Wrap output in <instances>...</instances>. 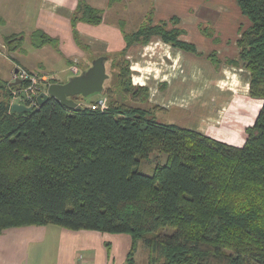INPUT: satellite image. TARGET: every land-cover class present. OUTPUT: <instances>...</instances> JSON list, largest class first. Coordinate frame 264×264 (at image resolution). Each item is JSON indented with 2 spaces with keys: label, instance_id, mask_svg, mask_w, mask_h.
I'll return each mask as SVG.
<instances>
[{
  "label": "trees",
  "instance_id": "16d2710c",
  "mask_svg": "<svg viewBox=\"0 0 264 264\" xmlns=\"http://www.w3.org/2000/svg\"><path fill=\"white\" fill-rule=\"evenodd\" d=\"M235 1L249 25L241 26L239 56L228 63L250 73L249 98L263 104L246 129L245 144L160 124L150 117L164 111L159 106L108 100L109 109L101 112L69 109L51 98L18 114L10 110L9 87L2 86L0 236L12 228L54 225L129 235L133 244L126 264H137L140 240L149 249V264H264V0ZM153 15L137 32H123L122 52L105 54L120 70L118 88L102 92L109 99L123 95L135 104L148 102L149 89L134 86L128 62L118 61L134 44L146 46L160 37L202 55L181 39L185 30L179 18L154 23ZM103 17L104 11L80 1L72 17L75 39L79 23L97 26ZM5 43L12 51L22 47L23 38L7 36ZM32 43L38 49L58 45L41 30L33 33ZM207 60L216 69L223 64L216 53ZM153 153L167 160L148 175L139 167ZM166 228L174 232L163 234Z\"/></svg>",
  "mask_w": 264,
  "mask_h": 264
},
{
  "label": "crops",
  "instance_id": "0c3cea01",
  "mask_svg": "<svg viewBox=\"0 0 264 264\" xmlns=\"http://www.w3.org/2000/svg\"><path fill=\"white\" fill-rule=\"evenodd\" d=\"M80 1H84L95 9L104 11V17L102 24L97 26L79 23L77 26L79 39L76 40L73 31L72 17ZM197 1L198 0H147V2H145V0H121L115 2L111 6V0H0V47L4 50H8V52L12 54L11 56H7V53L4 50L2 51L3 55L0 54V62L5 64L7 67H0L1 70H5L4 76L0 75V79L3 78L0 80V87H9L12 79V71L16 66H21L30 71L36 70L35 66H32L31 64H23L24 57H22V54L18 55L16 53V51L21 50L22 47L12 51L9 50V47L5 43V39L7 36L12 35H2V31L4 29L2 26L16 27L18 25V31L13 35L20 36V34L24 32L22 28L23 23L29 22L31 27L27 32L34 33L35 31L41 30L51 38H54L58 41L57 46L45 45L41 48L46 47L47 49H53L58 54L59 60L66 61L69 68L70 66L75 65L74 63L76 61L79 62L81 66L86 67V65L91 66V63L94 59L105 56V54L108 53L122 52L126 48V43L123 38V32L125 33L126 31L125 23L122 21H117L119 15L117 18L114 17L112 20L109 19L110 11L114 5L116 6L118 4H123V9H125L128 14L125 16L131 17L132 20L135 18L132 16L135 14V11L132 9L129 10L130 8L126 5L131 6V4H133L132 2H136V5L144 8L140 11L142 22L138 27L139 29L143 22L148 20V16H150L151 12L153 11L154 23L169 21L174 17L180 19L182 14L194 12L195 7L198 5ZM219 1L220 0H213L211 2H207L206 0H201V2L207 3L208 7L216 5L215 8L218 7L220 3ZM222 2H224V0ZM116 13L120 14L118 10ZM121 13H123V11ZM196 19L198 20V18ZM13 20H15L17 24H10V22ZM199 20L202 23L195 22L194 24H185L183 27L185 28L187 25H192L197 28H201L200 26L203 23L217 26L218 18H215L214 20L209 19L203 21V18L199 17ZM179 27H181L180 24ZM239 28L237 27L235 29H230L224 32L223 36L222 33L217 32V36H215L213 39H210L204 35V33H202L204 40L198 39L194 42L191 40L186 42L194 43L197 47V50L199 53L201 52L203 57L207 58L210 54L216 53L222 60L223 64H225L227 59L231 58V60H236L237 56L239 55V52L236 51L238 48L236 36L240 37ZM138 29L135 32H137ZM207 41L209 43L208 46L210 51L206 54L202 47L207 48V46L199 45H203V42ZM215 41H218L219 44L215 45ZM229 42L233 44V46L228 47L227 43ZM41 48L37 50L39 51ZM34 49L35 48L32 46L31 51ZM228 51H232V54H226ZM4 59H6V62ZM85 61L87 63L84 64ZM206 61L210 71L211 68H215L214 65H211L208 60ZM194 65L195 64H191L188 71L191 72ZM229 65L231 64H228V66ZM228 66L224 65L223 68ZM43 68L44 67L40 66V69ZM241 70H243L245 79L242 80L241 78H236L234 83L236 87H241V93L243 94L240 95L244 98L246 97L247 99V97H249L251 75L243 68L239 69L238 72ZM196 74L197 71L191 73V75ZM205 75L209 76L208 78H210V72L208 74L205 73ZM53 79L54 78H51V81H56V83H64L60 80ZM164 81L165 82L162 84L159 83L158 96H161L159 100L161 103H159L157 106L162 108L165 112L174 107L187 110V107L178 103V100L181 99H178L177 97H186L188 100H190L193 98L191 96H185L187 91H202V86H197L195 80L192 81L191 78H172L171 80ZM133 84L137 85L135 80ZM213 95L218 94L216 93ZM197 97L198 96H195L194 98ZM184 100L186 99H183V101ZM205 107L206 106H201L200 110H204ZM189 118H191V116ZM217 119L218 115H214V112L210 113L209 111L206 115V119H203V123H206L205 120L215 121ZM214 128H218V125L206 124V126H202V129L207 135L214 131ZM218 138L215 139L223 141L221 136ZM132 243V238L130 236L128 237L127 235H110L95 231L72 232L61 227L53 228L51 225L12 228L5 231L0 236V264H30V260H32L31 254L33 250H35L33 244H46V246H49V248L57 251V255L51 256V259H44L41 254L39 260L36 261L37 263L32 260L34 264H126L128 254L132 249ZM105 244L109 245L110 250L113 247L111 256L108 260H106L107 253L105 250ZM129 244H131L130 249ZM120 246H123V249L122 251L119 250L118 252ZM90 260H94L96 262H92ZM85 261H88V263Z\"/></svg>",
  "mask_w": 264,
  "mask_h": 264
},
{
  "label": "rangeland",
  "instance_id": "374dc122",
  "mask_svg": "<svg viewBox=\"0 0 264 264\" xmlns=\"http://www.w3.org/2000/svg\"><path fill=\"white\" fill-rule=\"evenodd\" d=\"M222 1L223 0H220L219 1L220 3L218 2L219 3L218 7L215 8L216 5L208 7L207 3H203L201 2V0H198L197 1L198 5L195 7L193 13L191 12L189 14L188 13L182 14L181 18L179 19L180 22L179 24L185 30V33L181 37L182 40L184 41L191 40L192 42L198 39L204 40L203 39L204 37H202L203 35L202 33H204L203 30L212 32V34H209V36L207 37L213 39L215 38V36H217V32L222 33L223 36L224 32L230 29H235L237 27L241 28V26L246 27L249 25L247 19L242 15L240 9L238 8L237 2L235 0H224V2ZM145 2H147V0H145ZM132 3L133 4H131V6L130 5H126V6L130 8L129 10L132 9L135 11V14L132 15L133 18L135 17L133 20L131 19V17L125 16L128 14L126 10L123 9V4H118L116 6L114 5L109 15L110 20H112L114 17L117 18V16L119 15V18H117L118 20L117 19L116 20L124 22L126 25L125 33H131V34L134 33L140 26L142 22L140 11L144 9L141 8L139 5H136L137 4L136 2H132ZM117 10L119 11L120 14L116 13ZM122 11L123 13H121ZM199 17L203 18V21L209 19L214 20L215 18H218L217 26L203 23L200 26L201 28H197L192 25L191 26L187 25L185 28L183 27L185 26V24H194L195 22H201L199 20ZM196 18H198V20ZM12 23L17 24L15 20L10 22V24ZM2 27L4 28L2 31V35H10V34L13 35L19 29L18 25L16 27H9V26H2ZM30 27L31 24L29 22L23 23L22 28L24 32H22L23 34L22 33L20 34L21 37H24L23 45L21 50L16 51V53L18 55L22 54V57H24L23 64L25 65L31 64L32 66H35L36 70L34 71L47 73V75H49L50 78H54L56 80H60L61 82L66 83L73 76L80 75V73H82L84 70L89 69L92 66V63L91 66L86 65L87 68L85 66H82L84 70H81L80 69L81 65L79 64V62L76 61L74 63L75 65L73 66L77 67L78 73H73L69 71V69L72 66H70L69 68L66 61L59 60L58 54L53 49H47L46 47H44L38 51L37 50L38 48L33 46L32 43L33 33L27 32L30 29ZM238 39L239 37L236 36V41ZM215 42H214L215 45L219 44L218 41ZM208 44L209 43L207 41V42H203V45L202 44L199 45V46H207V48L202 47L206 54L209 53L210 51ZM32 46L33 48H35L33 51H31ZM227 46L231 47L233 46V44L229 42L227 43ZM4 51L7 53V56L12 55L8 52V50H4ZM236 51L240 53V50L238 48ZM231 52L232 51H228L226 54H232ZM122 59L124 61H127L129 64V67L132 72L131 73L132 83L135 80L137 84V85L134 84L133 85L136 87H146L149 89L148 102H146L145 105L135 104L131 96L125 98L123 97V95L121 96L114 95L111 99H109L108 96L102 93H96L86 98L78 97L77 101L79 104H81L83 107L89 108V106L94 104L98 100V98L103 96L110 101L111 100L118 101L119 103H124L126 105L133 106L136 108L148 107L153 109L154 106H157L159 105V103H161L159 102L161 96H158L159 83L162 84L165 82L164 80H171L172 78H176V79L191 78L192 81L195 80L197 86H202V91L201 92L200 91L196 92L194 90L187 91V94L185 96H189V97L191 96L193 99L190 100H188L184 96H183L184 98H181V96L177 97L178 99H181L178 100V103L187 107V110H183L178 107H174L167 112L156 110L150 114V117H152V119H154L156 122L160 124H164V125L178 124L181 127H185L187 129L200 132L202 134H205L204 130L202 129V126H206V124L207 125L217 124L219 129L214 128L213 129L214 131L209 133L210 137L218 138L221 136L223 141L228 142V143L226 142L224 143L229 145L231 144L233 146L236 145L237 147H242L245 144L246 129L253 127L256 117L258 116L263 104L262 101L260 100L259 101L253 100L249 97H247L246 99V97L244 98L240 95L243 94L241 93V87L239 86L236 87L234 81L236 78H241L242 80H244L245 75L243 74V70L238 72L242 66L240 65L228 66V64H230L228 63V61H232L231 58L227 59L225 64L221 65L220 69L211 68L210 71V69H208L207 66V61H206L207 58L203 57V55L197 56L191 52H185L183 50L174 48L172 45L166 43L160 37H155L146 46L140 44H134L132 49L129 50L125 55H123L121 59H118V61H121ZM4 60L6 62V59ZM114 61H112V59L110 60L108 59L106 63L107 73L109 74V79L105 83V87L107 88L108 87L118 88V84H119L118 77L120 70L113 63ZM85 63L87 62L85 61L84 64ZM191 64H195V65L192 68V71L190 72L188 71V69H190ZM224 65H227L228 67L223 68ZM40 66L44 68L40 69ZM0 67H6V65L0 62ZM194 71H197V74L191 75V73ZM209 72H210V78H208L209 76L205 75V73L208 74ZM4 74H5V70H1L0 68V75L4 76ZM2 79L3 78H1L0 80ZM4 90H5L4 88L3 89L0 88V101L3 100L4 98L3 96ZM216 93L218 95H213ZM195 96L198 97L194 98ZM183 99L186 100L183 101ZM198 104L200 107L201 106H206V107L204 108V110H200ZM209 111L210 113L214 112V115H218V119L215 121L205 120L206 123H203L204 122L203 119H206V115L208 114ZM190 116L191 118H189ZM166 160H167L166 155L153 153V155H151V157L148 160L141 161V166L139 167V169L145 174L153 175L155 165L157 163H158L157 165L164 164ZM51 226L53 228L58 227L54 225ZM72 232H76V231H72ZM173 232L174 231L172 230V228H166L163 230V234H172ZM127 236L129 237V235ZM33 247H35V250H33L31 254V259L34 262L39 260L41 254L44 259L46 258L51 259V256L57 255V251L49 248V246H46V244L45 245L33 244ZM105 247L107 253L106 260H108L111 256L113 247L111 250L109 248V245L105 244ZM130 247L131 244H129V249ZM122 249L123 246H120L118 252L119 250L122 251ZM149 254H150L149 249H147L145 242L140 240L137 245L135 262H137V264H149V259H148ZM32 260H30V264H34ZM90 261L96 262L94 260H90ZM86 263H88V261Z\"/></svg>",
  "mask_w": 264,
  "mask_h": 264
},
{
  "label": "water",
  "instance_id": "95a60500",
  "mask_svg": "<svg viewBox=\"0 0 264 264\" xmlns=\"http://www.w3.org/2000/svg\"><path fill=\"white\" fill-rule=\"evenodd\" d=\"M108 58L99 57L92 62V66L84 70L80 75H75L66 83H52L48 93L38 97L40 105L45 104L49 99L54 98L69 109L82 110V105L76 100L78 97H89L96 93H102L105 83L109 79L107 73ZM14 113H30L32 109L20 104L12 106Z\"/></svg>",
  "mask_w": 264,
  "mask_h": 264
},
{
  "label": "built area",
  "instance_id": "2783aa9c",
  "mask_svg": "<svg viewBox=\"0 0 264 264\" xmlns=\"http://www.w3.org/2000/svg\"><path fill=\"white\" fill-rule=\"evenodd\" d=\"M2 50L0 47V54L3 55ZM70 71L78 73L77 67L74 66L70 68ZM51 83V78L47 74L16 66L12 71V79L9 87L13 96L10 110L12 111L14 104L24 105L32 110L39 109L41 105L38 97L48 93ZM89 108L106 112L109 109L108 99L102 96L94 104L90 105Z\"/></svg>",
  "mask_w": 264,
  "mask_h": 264
},
{
  "label": "flooded vegetation",
  "instance_id": "af4514ba",
  "mask_svg": "<svg viewBox=\"0 0 264 264\" xmlns=\"http://www.w3.org/2000/svg\"><path fill=\"white\" fill-rule=\"evenodd\" d=\"M52 84V83H51ZM9 87H10V85H9Z\"/></svg>",
  "mask_w": 264,
  "mask_h": 264
}]
</instances>
